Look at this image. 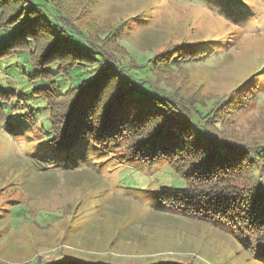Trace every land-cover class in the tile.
Returning <instances> with one entry per match:
<instances>
[{
  "label": "rangeland",
  "instance_id": "374dc122",
  "mask_svg": "<svg viewBox=\"0 0 264 264\" xmlns=\"http://www.w3.org/2000/svg\"><path fill=\"white\" fill-rule=\"evenodd\" d=\"M35 1L46 6L56 32L57 15L51 4ZM224 1L82 0L85 6L73 18L79 15L75 21L79 30L99 33L101 38L127 22L124 36L117 41L126 55L116 59L127 75L133 71L134 78L154 80L153 64L148 61L169 45L206 42L213 54L177 68L168 79L191 102L205 100V106L196 104L205 114L249 78L264 77V0H241L245 12L235 14L221 9ZM21 26L0 28V46L15 37ZM236 28L241 30L235 32ZM224 35H233L230 45L213 43ZM82 69L75 68L66 80L58 78L56 92L65 93L90 79L87 74L77 76ZM34 74L27 51L0 62V90L17 95L10 123L2 125L0 120V264L129 260L137 264L167 256L200 264H264L248 233L240 234L220 220L206 221L161 206L149 190L183 186L164 163L142 168L122 163L121 147L57 150L44 131L49 127L48 108L33 94L49 83L33 81ZM260 86L264 89V82ZM147 87L136 93L146 95ZM218 128L224 137L250 144L264 141V92Z\"/></svg>",
  "mask_w": 264,
  "mask_h": 264
},
{
  "label": "trees",
  "instance_id": "16d2710c",
  "mask_svg": "<svg viewBox=\"0 0 264 264\" xmlns=\"http://www.w3.org/2000/svg\"><path fill=\"white\" fill-rule=\"evenodd\" d=\"M45 1L57 15L56 32L46 6L35 0H0V28L22 24L18 34L0 46V62L18 51H27L35 71L32 80L49 83L48 88L34 89L33 94L48 108L49 127L44 131L53 146L61 151H78L86 145L121 147L122 163L138 168L164 163L181 178L183 186L178 190H149L163 208L206 221L220 220L240 234L248 233L264 260V141L250 144L224 137L218 128L258 101L264 92L260 86L264 77L249 78L202 114L196 104L205 106V100L191 102V97L168 79L177 68L213 54L206 42L169 45L148 61L153 64L150 73L154 80L134 78L133 71L127 75L116 59L126 55L117 41L124 36L127 22L101 38V34L94 36L75 24L85 6L82 0L73 7L70 4L74 0ZM225 1L221 9L227 14L245 12L244 1ZM76 13L79 15L73 18ZM232 40L233 35H224L213 43L230 45ZM79 66L83 69L77 76L87 74L91 78L65 93L56 92L57 79L70 78ZM162 73L168 76L164 78ZM145 85L149 86L147 94H137ZM14 100L17 95L13 91L0 90L2 125L10 123ZM145 259L137 264H200L191 258ZM131 262L126 263L134 264Z\"/></svg>",
  "mask_w": 264,
  "mask_h": 264
}]
</instances>
